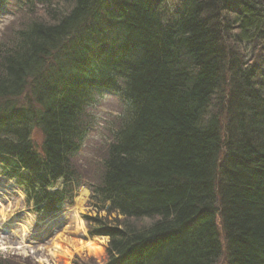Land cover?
Listing matches in <instances>:
<instances>
[{
	"label": "trees",
	"instance_id": "trees-1",
	"mask_svg": "<svg viewBox=\"0 0 264 264\" xmlns=\"http://www.w3.org/2000/svg\"><path fill=\"white\" fill-rule=\"evenodd\" d=\"M9 8L32 18L0 39V169L34 211L73 203L89 111L114 94L85 217L106 264H264V0Z\"/></svg>",
	"mask_w": 264,
	"mask_h": 264
},
{
	"label": "rangeland",
	"instance_id": "rangeland-1",
	"mask_svg": "<svg viewBox=\"0 0 264 264\" xmlns=\"http://www.w3.org/2000/svg\"><path fill=\"white\" fill-rule=\"evenodd\" d=\"M12 5L15 3H11ZM37 15L44 19L43 9L37 8ZM0 15V39L4 32L7 39L21 29L32 18L29 12ZM6 37H3V39ZM123 111L117 95L99 97L89 111L93 116V125L85 140L76 167L83 174L81 187L75 194L74 203L66 206L60 213L49 219L38 218L32 213L25 194L17 186L16 181L0 176V264H106L107 238H92L85 217H96L94 202L90 199V181H94L96 169L94 160L103 158L109 139V129ZM35 139L40 136L35 132ZM92 164V165H90ZM79 216L84 224L81 230L76 224ZM101 218L106 213H101ZM116 216H111L109 221ZM90 240H101L102 251L99 255H91L85 250H75L78 243ZM57 245V246H56ZM81 247V246H80ZM222 257L219 264H224Z\"/></svg>",
	"mask_w": 264,
	"mask_h": 264
},
{
	"label": "bare ground",
	"instance_id": "bare-ground-1",
	"mask_svg": "<svg viewBox=\"0 0 264 264\" xmlns=\"http://www.w3.org/2000/svg\"><path fill=\"white\" fill-rule=\"evenodd\" d=\"M76 224L78 226L79 229H83L84 228V224L83 222L80 220L79 216L76 217ZM57 246V245H56ZM76 246H78L77 249H81V250H85L87 251L89 254L91 255H99L100 252L102 251V247H101V240L97 241V240H90L87 243H83V244H77ZM81 246V247H80Z\"/></svg>",
	"mask_w": 264,
	"mask_h": 264
}]
</instances>
